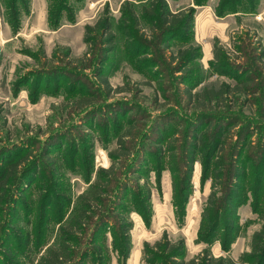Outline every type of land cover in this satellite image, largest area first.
I'll list each match as a JSON object with an SVG mask.
<instances>
[{
	"label": "rangeland",
	"instance_id": "374dc122",
	"mask_svg": "<svg viewBox=\"0 0 264 264\" xmlns=\"http://www.w3.org/2000/svg\"><path fill=\"white\" fill-rule=\"evenodd\" d=\"M151 1L0 0V160L4 157L1 152L8 155L17 146L30 147L24 153L32 162L50 146L62 145L52 148V155L71 164L65 165L61 178L54 175L58 185L50 182L53 176L44 170L49 180L39 177L32 182L23 197L27 210L21 206L12 214V234L5 250L15 252L17 264L37 262L69 218L76 197L95 178L96 169L111 165L109 152L117 147L111 130L119 124L126 128L128 120L138 116V141L133 136L129 141L141 146L146 140H139L140 133L154 130V116L166 108L174 109L179 119L160 120L156 125L164 123L171 134L168 141H174L177 159L166 151L165 141L162 162L147 157L141 166L144 179L129 174L135 154L118 164L117 182L130 177L134 190L127 200L134 223L132 250L126 263L111 253L108 264H151L143 254L145 243L153 244L164 233L173 241L185 240L187 257L196 256L208 247L199 231L214 189L217 205L210 218L213 227L220 221V228L210 248L216 257L231 256L239 262L245 257L243 264H250L246 262L249 241L262 225L260 211L264 208V0H253V6L250 0H232L225 8L221 0H202V5L197 0H166L172 12L195 9L194 33L187 41L172 39L163 27L151 26L143 16ZM127 2L138 13L135 25L124 20L122 8ZM204 12L211 18L206 19ZM102 19L110 21L111 45L102 36L101 26L88 35L93 39H85L86 28H95ZM190 45L197 48L198 58L187 63L188 70L196 68L194 78L187 80L189 72H179L181 57L176 52ZM216 47L226 59L214 57ZM174 55L178 57L175 61ZM246 67L252 69V94L238 93L239 100L232 101V110L242 115L243 122L223 124L220 131L213 126H194V122L193 128L188 127V121L194 120L193 110L180 101L186 86L197 83L194 91H199L228 82L242 90L238 80ZM100 72L111 91L103 89ZM161 86L166 96L158 90ZM83 96L89 103L78 101ZM130 105L136 109H129ZM193 132L200 133V141L190 177L188 157L193 147L186 138ZM44 163L49 166L47 160ZM185 191L189 199L182 211L179 206ZM148 192L149 203H144ZM147 210L149 220L140 213ZM229 211H235L239 234L231 249L224 251L221 240ZM16 232L21 235L18 239ZM27 234L31 241L25 248ZM108 237L111 246L109 233Z\"/></svg>",
	"mask_w": 264,
	"mask_h": 264
},
{
	"label": "trees",
	"instance_id": "16d2710c",
	"mask_svg": "<svg viewBox=\"0 0 264 264\" xmlns=\"http://www.w3.org/2000/svg\"><path fill=\"white\" fill-rule=\"evenodd\" d=\"M80 1V0H79ZM232 0H221V7L225 8L226 5L231 3ZM253 0H250L253 6ZM202 0H197L198 5H202ZM19 5L17 6V8ZM27 11V9H26ZM122 12L124 20L130 19L134 25L138 21V13L135 6L130 2L123 5ZM19 12V9L17 11ZM196 13L194 8L189 10H183L179 12H172L166 0H152L143 12V16L148 19L151 26L163 27L167 33H171V38L176 37L181 40H190L191 35L194 33V14ZM224 14V10L219 13ZM196 21V20H195ZM101 26V34L109 45L114 43V36L111 33V24L109 19H102L95 28H86V41L91 38L88 35L99 30ZM56 28V27H55ZM153 28V27H152ZM154 29V28H153ZM169 47V45H168ZM172 49L174 46H171ZM143 49V48H142ZM141 49V50H142ZM149 50V48H147ZM143 51V50H142ZM197 48L193 45L188 46L185 50H178L176 52L181 61H179V72H189L187 80H191L195 76L196 68L187 69L188 62H194L195 58H198ZM214 57L219 60L220 58L226 59V55L222 49L216 47L214 49ZM178 58L173 56V61ZM149 62V61H148ZM228 63V62H227ZM154 64L153 66H155ZM152 66V65H151ZM249 68V69H248ZM252 71L251 67H246L242 73L243 76L238 80L239 84L243 85L241 90L240 86H232L231 83L222 82L219 87L205 86L199 91H194L196 84L186 86L184 93L180 99L184 107H189L193 110L192 117L194 120L188 121L187 126L204 125L213 126L217 128V131L222 130L223 124L240 125L241 114L236 113L232 109L235 108L233 100H239L238 93L252 94L251 86L253 84V76L250 75ZM182 73V75H184ZM234 73V72H232ZM103 89L107 92L112 88L108 79L103 74H99ZM162 84V81H159ZM180 83H184V77L181 78ZM238 84V85H239ZM169 86V85H165ZM122 90V88H120ZM159 91L164 94V88L159 87ZM232 95H235L232 97ZM166 96V94H165ZM89 99L85 96L79 99L80 102H87ZM92 102H90L91 104ZM170 103V100L168 101ZM129 109H136L133 105L128 107ZM241 115V116H239ZM138 116H133L128 120V126L122 127V124L117 125L114 130H111L115 134L117 140V147L109 152V156L112 163L109 167H100L95 171V178L89 180V186L85 191L80 193L75 200V205L69 216V218L59 226L54 242L49 244L44 252L36 260L35 264H108L111 253H116L119 262L126 263L130 257L132 250V234L133 221L131 218V212L127 204L128 197L131 196L134 191L132 188V180L125 178L120 182H117L118 164L123 160H127L130 155L135 154V161H130V173L133 177L139 180L144 179L141 176L142 165L146 164L147 157L153 160H158V163L162 162L164 154L161 155L162 150L165 149L164 143L171 138L169 131L165 129V125H159L156 123L160 120L164 122H170L172 120H178L174 109H165L158 116H154V130H150L148 133H144L142 130L140 133L143 145L135 141H129V137L135 136V130L139 128L137 119ZM190 118V119H191ZM243 122V121H242ZM156 126V127H155ZM160 130L161 134L158 132ZM190 131V130H189ZM157 136L154 138V133ZM166 132V135H165ZM194 133V132H193ZM191 133V134H193ZM200 133H194L193 136L186 138L188 144H191L193 149H189V175L192 176L193 165L195 162V154L199 148L198 142L200 141ZM157 137V138H156ZM137 139V138H136ZM204 140V139H202ZM138 141V139H137ZM174 141H168L166 151L169 152L171 158L176 160V147L173 144ZM34 145V144H32ZM30 147L20 146L10 149L5 155V151L1 152L4 156L0 162V264H17L16 254L12 249L5 250L7 241L11 236L10 228L13 215L19 207L23 206L26 211L28 204L23 201L24 194L27 192L28 186L37 180L39 177L44 180H49L48 175H44L43 171L49 170L53 176L50 178V182H54V185H58L54 180V175L58 174V178H61V173L65 167L71 165L65 158H58L59 155H52V148L61 149L62 145L50 146L51 149H46L41 158H36L31 162L29 154L24 153L25 149ZM154 148H157V153ZM18 150V151H17ZM74 147H70V152H73ZM76 151H79L77 149ZM172 154H171V152ZM6 153V154H7ZM49 162V166L45 165V161ZM44 161V162H43ZM24 167L21 168V166ZM48 166V167H47ZM172 172H176L173 165H170ZM159 176V173H158ZM54 180V181H53ZM181 196L182 211L188 202L189 195ZM177 191H174V199L177 204ZM150 193L144 195L143 202L149 203ZM50 202L43 204L47 206ZM134 203V201H133ZM179 203V202H178ZM217 205V191L215 189L211 191L208 198V206L203 212V217L200 224V239L208 245L200 253L192 258L187 257V248L185 240L179 239L173 241L169 238L167 233H164L161 239L157 240L153 244L146 242L143 248V254L145 259L151 264H243L245 257L242 261H237L231 256L216 257L210 246L213 244L214 238L217 235V229L220 228V221L216 223L215 227L212 226V219L210 214ZM146 220H149L151 215L150 211L140 212ZM227 219L224 224L226 233L221 240V245L224 251H229L232 244L235 242L239 232L236 225L235 211H229L226 214ZM260 219L262 221L261 227L256 230L250 238L249 246L251 252L246 254V262L250 264H264V208L260 211ZM208 229V230H207ZM206 230V231H205ZM10 233V234H9ZM108 233L111 235V246L108 243ZM17 239L19 238L18 232ZM31 239L29 234L23 240V245L26 248ZM248 260V261H247ZM250 260V261H249ZM255 262V263H254Z\"/></svg>",
	"mask_w": 264,
	"mask_h": 264
},
{
	"label": "crops",
	"instance_id": "0c3cea01",
	"mask_svg": "<svg viewBox=\"0 0 264 264\" xmlns=\"http://www.w3.org/2000/svg\"><path fill=\"white\" fill-rule=\"evenodd\" d=\"M207 11H208V10H207ZM207 11H206V12H207ZM206 12H204V13H205V16H206V19H207V18H211V16H209L208 13H206ZM197 20H199V18H198ZM202 250H203V249H202ZM189 258H191V257H189Z\"/></svg>",
	"mask_w": 264,
	"mask_h": 264
}]
</instances>
